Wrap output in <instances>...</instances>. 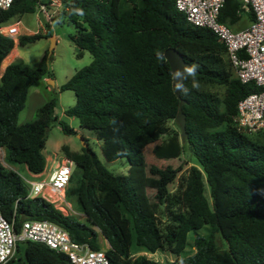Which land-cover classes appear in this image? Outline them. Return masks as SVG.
<instances>
[{"label":"trees","instance_id":"16d2710c","mask_svg":"<svg viewBox=\"0 0 264 264\" xmlns=\"http://www.w3.org/2000/svg\"><path fill=\"white\" fill-rule=\"evenodd\" d=\"M38 1L12 0L0 11V22L33 11ZM61 2V15L75 26L68 37L77 54L86 50L91 55L59 85L74 94V103L62 113L93 130L106 160L125 157L127 171H109L88 144L79 151L61 144L62 154L73 163L65 196L84 221L61 213L40 196H26L18 171L3 162L39 172L48 126L57 122L66 134L74 129L54 112V96L37 106L31 119L17 121L29 87L50 72L47 51L33 65L14 59L0 72L1 215L12 221L14 231L23 219H48L91 249L100 248V234L107 242L103 250L109 264H264V129L246 131L233 121L237 101L258 87L235 76L223 42L209 28L188 22L173 0ZM244 16L246 23L252 19L251 11H240L239 0H223L217 19L235 29ZM47 25L44 34L50 35ZM40 36L20 34L17 44ZM13 45L11 37L0 34V61ZM168 46L196 70L184 77L179 97L184 100V143L198 165L191 164L173 190L168 184L178 167L148 166L156 175L154 197L166 213L162 222L145 206L143 148L152 143L157 158L177 157L182 149L177 132L167 124L178 107L162 55ZM206 84L223 90L219 94ZM187 245L191 253L185 252ZM137 249L166 250L174 257H131ZM18 250L21 256L15 255ZM3 264L71 262L42 243L23 240Z\"/></svg>","mask_w":264,"mask_h":264},{"label":"built area","instance_id":"2783aa9c","mask_svg":"<svg viewBox=\"0 0 264 264\" xmlns=\"http://www.w3.org/2000/svg\"><path fill=\"white\" fill-rule=\"evenodd\" d=\"M239 1L240 11H251L252 19L235 29L217 19L223 0H173V3L188 22L209 28L223 42L234 74L241 82L250 81L258 87L237 101L233 117L237 128L254 131L264 129V0ZM11 2L0 0V11ZM37 6L46 21H51L60 13L62 2L39 0ZM19 30L18 19L0 22L1 35L14 38ZM8 166L17 170L16 165ZM72 166V161L63 154L44 155L39 172L26 170L28 176L20 175L26 185V196H40L61 213L75 214L65 196ZM23 240L39 242L61 252L71 264H109L103 249H91L85 243L72 240L64 228L48 219H23L14 231L12 221L0 213V264L13 255L16 242Z\"/></svg>","mask_w":264,"mask_h":264},{"label":"rangeland","instance_id":"374dc122","mask_svg":"<svg viewBox=\"0 0 264 264\" xmlns=\"http://www.w3.org/2000/svg\"><path fill=\"white\" fill-rule=\"evenodd\" d=\"M16 17L8 18V21L16 20ZM19 21V33L20 34H29L34 32L41 33V36L37 39L28 42L24 45L17 44L18 35L14 36V50L11 48V52H8V55L12 53L8 62L21 58L26 63L33 65L37 62L44 51H47L48 54V71L50 72L49 80L39 79L36 80L28 89L27 97L23 107L18 112L17 121H26V119H30L34 116L35 109L37 107V103L48 99L51 96L55 97V107L54 111L58 115V118H61L65 121L70 127L74 129L73 133L66 134L64 133L57 122H52L47 128L46 140L44 144L43 154H52L56 149L57 145L60 143H68L74 149H80L81 141L79 136L85 138L88 146L92 149V151L96 154L100 162L111 172L113 173H125L127 171V160L125 157H118L113 160H106L101 152H100V140L96 139L92 129L81 127L78 125L77 118L70 115H65L62 113V109L68 105L74 103V94L70 89H59V85L65 81L72 72L87 64L91 55L86 51L82 50L80 54H77V48L73 44V42L69 39L68 34L72 33L75 29V26L72 21L68 20L61 13L57 18L51 19V21H46L42 12L38 9V6L35 5L33 11L24 12L18 18ZM245 16L241 18L238 25L242 26L246 23ZM46 23H48L49 28L48 32L50 35L44 34ZM47 25V26H48ZM32 31V32H29ZM29 32V33H28ZM50 36H53L54 43L50 46ZM7 55V56H8ZM7 56L4 58L3 62L6 60ZM7 62V63H8ZM1 67V65H0ZM1 72V68H0ZM203 87L209 89L211 91H215L217 93H221L223 87L217 84H206ZM34 88H37L39 91V95L37 99H34L32 95V91ZM169 127L174 129L179 136V127L174 119H170L167 121ZM182 149L180 154L174 158H157L153 155L151 151L152 143L146 145L143 148V153L145 156V167H144V186H145V206L147 209H151L156 213V215L161 219L162 222H165L166 213L163 207V204H160L156 201L154 197L155 192V183H156V175H152L148 172V166L151 164L163 166L165 164H169L173 167H178L179 170L177 172L176 178L168 184V188L173 190L177 185L180 177L184 176L188 167L191 164H197L195 157L191 154L187 145L184 143V140L181 141ZM2 150H0V156H2ZM57 156L61 155L62 152L59 149L57 152ZM4 165L8 166L3 162ZM20 175L28 176L26 173V169L24 166L16 165L15 166ZM207 193V192H206ZM72 207L75 214H72L74 218L78 221H84L81 216V212L79 209L71 202ZM192 236V232L189 231L187 233V239L190 240ZM97 241L101 249H104L107 246V242L105 239L98 234ZM186 253H191L192 248L187 245ZM138 254H143L151 259L155 260H166L172 259L174 257L173 254L166 250L157 249L154 252H149L143 249L132 250L130 253L131 257H134ZM15 255L21 256L22 250H18ZM183 256V254H182Z\"/></svg>","mask_w":264,"mask_h":264},{"label":"water","instance_id":"95a60500","mask_svg":"<svg viewBox=\"0 0 264 264\" xmlns=\"http://www.w3.org/2000/svg\"><path fill=\"white\" fill-rule=\"evenodd\" d=\"M50 41L51 43L49 47H51L54 43L53 36H50ZM162 55L164 59L167 61L171 72V87L173 93L178 98V107L173 119L179 127V138L180 141H182L185 139L186 132L184 128V114L180 108L184 100L179 97V89L184 77L189 73L195 72L196 70L192 67V65L189 62H187L182 57L181 53L172 46L166 47L163 50ZM49 79L50 78H47V80ZM79 138L81 141V146H87V143L83 140V138L81 136H79Z\"/></svg>","mask_w":264,"mask_h":264},{"label":"crops","instance_id":"0c3cea01","mask_svg":"<svg viewBox=\"0 0 264 264\" xmlns=\"http://www.w3.org/2000/svg\"><path fill=\"white\" fill-rule=\"evenodd\" d=\"M58 15H59V14H58ZM58 15H57L55 18H57ZM29 32H32V31H29ZM29 32H28V33H29ZM10 50H11V49H10ZM12 50L15 51L14 47L12 48ZM10 52H11V51H10ZM7 55H8V53H7ZM7 55H6V56H7ZM6 56H5V57H6ZM5 57H3L2 60L0 61V65H1L0 68H1V70L4 68V66H5V65L7 64V62H8V60H6V61L2 64V61L4 60ZM47 78H49V77H42L41 79L47 80ZM38 93H39L38 89H37V88H34L33 91H32V95H33L34 99H37V98H38V95H39ZM44 101H45V100H43V101H41V102H39V103H37V104L40 105V104L43 103ZM39 105H37V106H39ZM36 108H37V107H36ZM54 112H55V111H54ZM30 119H31V118H30ZM26 120H29V119H26ZM20 122H23V121H19V123H20ZM71 128H72V127H71ZM61 144H65V145H67V146L69 147V149H71V150H75V151H79V150H80V149H79V150H78V149H74V148L71 147L68 143H60V144L57 145V147H56V149L53 151V153L57 152V151L60 149V145H61ZM44 149H45V148L42 149V153H43ZM46 155H47V154H46ZM81 216L83 217V214H82V213H81ZM105 242H106V241H105Z\"/></svg>","mask_w":264,"mask_h":264}]
</instances>
